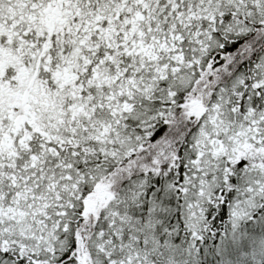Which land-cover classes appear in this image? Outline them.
I'll use <instances>...</instances> for the list:
<instances>
[{
    "label": "snow or ice",
    "instance_id": "snow-or-ice-1",
    "mask_svg": "<svg viewBox=\"0 0 264 264\" xmlns=\"http://www.w3.org/2000/svg\"><path fill=\"white\" fill-rule=\"evenodd\" d=\"M0 264H264V0H0Z\"/></svg>",
    "mask_w": 264,
    "mask_h": 264
}]
</instances>
